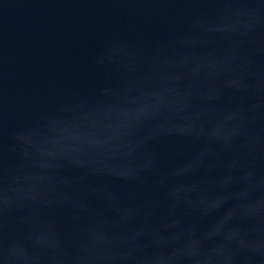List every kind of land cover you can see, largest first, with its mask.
<instances>
[{"label":"water","instance_id":"95a60500","mask_svg":"<svg viewBox=\"0 0 264 264\" xmlns=\"http://www.w3.org/2000/svg\"><path fill=\"white\" fill-rule=\"evenodd\" d=\"M0 264H264V0H0Z\"/></svg>","mask_w":264,"mask_h":264}]
</instances>
